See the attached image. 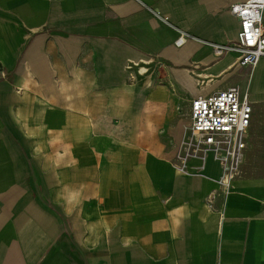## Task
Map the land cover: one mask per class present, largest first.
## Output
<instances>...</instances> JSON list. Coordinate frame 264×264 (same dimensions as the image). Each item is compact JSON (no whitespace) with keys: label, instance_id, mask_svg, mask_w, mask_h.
Returning a JSON list of instances; mask_svg holds the SVG:
<instances>
[{"label":"crops","instance_id":"crops-1","mask_svg":"<svg viewBox=\"0 0 264 264\" xmlns=\"http://www.w3.org/2000/svg\"><path fill=\"white\" fill-rule=\"evenodd\" d=\"M239 1L0 0V264H264V174L172 164L194 97L264 106V56L213 51Z\"/></svg>","mask_w":264,"mask_h":264},{"label":"built area","instance_id":"built-area-1","mask_svg":"<svg viewBox=\"0 0 264 264\" xmlns=\"http://www.w3.org/2000/svg\"><path fill=\"white\" fill-rule=\"evenodd\" d=\"M229 11L238 18L236 39L224 45H214L215 56L227 51L237 55L240 65H254L264 56V0H244L230 4ZM155 16L167 22L157 11ZM183 40L180 34L176 42ZM190 122L176 149L173 166L186 175L200 174L199 167L210 157L219 164L215 179L218 190L227 193L232 181L241 175L247 145L252 103L246 91L237 86L219 89L209 95H198L190 102ZM198 161L199 166L190 165ZM214 197L210 193L206 199Z\"/></svg>","mask_w":264,"mask_h":264},{"label":"rangeland","instance_id":"rangeland-1","mask_svg":"<svg viewBox=\"0 0 264 264\" xmlns=\"http://www.w3.org/2000/svg\"><path fill=\"white\" fill-rule=\"evenodd\" d=\"M146 68L145 74L151 75L154 82L163 81V65L158 62H149L142 65ZM254 122L251 124L247 147L242 164V172L248 174H264V106L255 110Z\"/></svg>","mask_w":264,"mask_h":264}]
</instances>
